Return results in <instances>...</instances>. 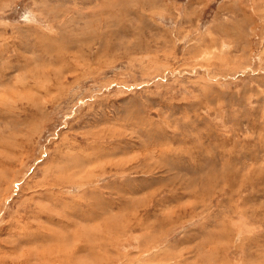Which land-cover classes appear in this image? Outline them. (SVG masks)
<instances>
[{
	"label": "rangeland",
	"instance_id": "374dc122",
	"mask_svg": "<svg viewBox=\"0 0 264 264\" xmlns=\"http://www.w3.org/2000/svg\"><path fill=\"white\" fill-rule=\"evenodd\" d=\"M0 264H264V0H0Z\"/></svg>",
	"mask_w": 264,
	"mask_h": 264
}]
</instances>
